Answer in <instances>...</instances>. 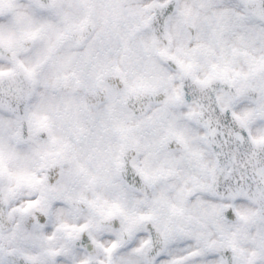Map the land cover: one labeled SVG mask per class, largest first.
<instances>
[{"label":"snow or ice","instance_id":"6c2138e0","mask_svg":"<svg viewBox=\"0 0 264 264\" xmlns=\"http://www.w3.org/2000/svg\"><path fill=\"white\" fill-rule=\"evenodd\" d=\"M256 177L264 0H0V264H264Z\"/></svg>","mask_w":264,"mask_h":264},{"label":"clouds","instance_id":"9594fccd","mask_svg":"<svg viewBox=\"0 0 264 264\" xmlns=\"http://www.w3.org/2000/svg\"><path fill=\"white\" fill-rule=\"evenodd\" d=\"M149 99H150V97L144 96V97H141V98L137 101V103H146V102H148ZM202 103H203L204 105H207V104L209 103V100H208V98H207L206 96L203 97V99H202ZM185 110H186V109H185ZM256 179L259 180L261 183H264V178L256 177Z\"/></svg>","mask_w":264,"mask_h":264}]
</instances>
